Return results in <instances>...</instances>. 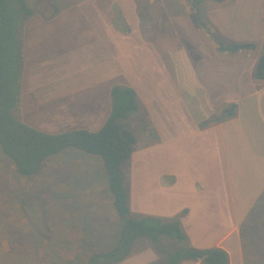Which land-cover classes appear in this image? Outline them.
Returning <instances> with one entry per match:
<instances>
[{
  "label": "rangeland",
  "instance_id": "rangeland-1",
  "mask_svg": "<svg viewBox=\"0 0 264 264\" xmlns=\"http://www.w3.org/2000/svg\"><path fill=\"white\" fill-rule=\"evenodd\" d=\"M26 1L35 13L22 26L23 61L25 57L30 63L44 57L57 60L62 46L73 47L78 40L86 39L77 29L78 20L82 22V30L95 28L94 25L102 29V18L92 3L94 0ZM80 1L87 4H75ZM97 2L112 4L114 55L119 59L123 55V63L131 65L133 62L136 67L143 63L145 72L138 75L139 85H179L178 92L188 103L197 94L195 85L208 86L205 92L210 98L220 99V122L230 118L225 116V111L232 105L228 101L236 98L240 118L220 128V195H231L232 207L240 219L244 217L242 236L246 264H264V80L255 77L258 56L264 52V0H206L200 13L194 10L190 0ZM53 4L58 6L53 7ZM62 8L65 9L59 10ZM55 12L58 13L56 18H44ZM254 15L258 16L257 33L248 26ZM200 19L205 27L201 26ZM141 34L144 41L140 39ZM234 42L253 43L256 48L237 53L219 50L220 43ZM113 68H117L116 60ZM45 71L44 85H58L57 78L62 71L52 66ZM130 76L132 78V73ZM249 85L256 88L247 87ZM48 89L42 93L47 94ZM26 101L21 92L17 114L26 125L32 127L35 122L36 126L52 131L70 125L63 114L72 110L70 107L46 106L44 113L32 115ZM200 117L203 121L204 116ZM134 124H139L135 131L139 137L142 122ZM207 138L199 136L175 146L146 150L143 162L139 163L137 156L124 166L128 188L134 195L139 190L144 191L147 200L155 202L152 194L158 191L150 181L170 169L172 162L179 167V172H184L181 184L195 182L198 177H204L210 184L207 175L215 165L206 168L198 158L202 157V147L213 148L218 139ZM176 147L181 152L173 157ZM64 157L51 158L35 177L19 178L14 165L0 150V264H83L90 255L85 248L87 244L98 252L117 247L119 238L115 234L107 241L109 249L85 238L76 239L94 220L93 215L112 211L113 197L102 163L84 162L82 158L65 161ZM141 180H147L143 186ZM74 231L78 234L74 235ZM64 246L71 249L68 253H74V258L66 256Z\"/></svg>",
  "mask_w": 264,
  "mask_h": 264
},
{
  "label": "crops",
  "instance_id": "crops-1",
  "mask_svg": "<svg viewBox=\"0 0 264 264\" xmlns=\"http://www.w3.org/2000/svg\"><path fill=\"white\" fill-rule=\"evenodd\" d=\"M76 3L77 5L87 4L82 1ZM92 3L98 10V16L102 18L100 23L102 29L94 25L95 28L87 27V30H82L84 27L78 20V31L83 32L79 33L87 38L78 41L76 39L77 42L73 47L62 46L59 55L56 56L57 60L44 57L30 63L25 57L21 92L27 99L26 103L30 105L29 112L32 115H40L45 112L43 108L46 106L67 107L68 109L70 107L72 109L63 112L70 125L60 131L44 130L36 126L35 122H32V127L52 134L71 130L99 131L112 111V89L119 85L131 87L137 92L140 112L132 116L128 122L133 125L132 130L137 132L139 124H134V122L140 123L141 121L142 132L145 131V134L142 132H140L141 135L138 134V142L131 162L137 156L139 163L143 162L142 158L146 157L145 151L153 150L152 147H168L172 144L175 146L184 140L199 136L216 137L218 140L214 146H211L213 148H209L208 145L202 147V157L198 158L206 165V168L210 164L215 165L214 168L209 169L210 172L207 175L210 184L205 181L206 179H203L204 177H198L199 179L195 182L181 184L180 179L184 176V172H179V167L172 162L170 169L164 170L156 180L150 181L153 188L156 187L158 191L152 194V199L156 201L149 202L148 196L143 195L144 191L139 190L137 195H134L132 189H129L130 207L135 217L150 215L172 219L179 216L192 247L196 249L221 248L228 252L230 264H246L242 236L244 217L240 219L235 207H232L231 195L228 197L220 195V128L225 123L240 118L239 103L235 100L236 98H231L228 102L236 105L234 116L220 122V99L214 101L212 97L210 98L208 92H205V90H209L208 86L195 85L197 94L192 96L193 99L191 98L194 102L188 103L178 92L179 85H139L138 75L145 72L143 63L137 64L136 67L133 62L130 63L131 65L127 64L128 62L123 63L125 59L123 55H121V59L114 55L111 2L108 6L106 3L97 2V0ZM203 4L200 6V10H202ZM54 6L58 5L53 4ZM58 13L43 17L51 20L56 18ZM217 14L220 17V12ZM256 15L252 16L248 26L256 29L257 33L258 16ZM134 22L141 26L138 19H135ZM139 28L141 29V27ZM230 30L234 29L230 28ZM156 37L160 39L161 36L156 34ZM144 38V35L141 34V41H144ZM116 39L118 38L116 37ZM65 40L63 39L64 42H69ZM173 41H176L175 37ZM94 43H98L99 46ZM48 60L51 62L47 63ZM114 60L117 61L115 70L113 68ZM51 66L57 68V71H62L61 76L57 78L58 85H44L45 75L48 71L45 69ZM52 71L54 70L52 69ZM65 72H67L66 75H64ZM130 73L133 75L132 78ZM247 87L256 88V85ZM46 89L48 92L44 95L42 91ZM200 115L204 116L203 121L200 120ZM178 152L180 153L181 150L176 147L173 150V157ZM62 155L65 156V161L82 158L84 162L93 160L103 164L102 159L86 153L82 155L75 150L66 151L59 156ZM221 159L223 160V155H221ZM225 178L224 176L223 179ZM226 180L223 182L224 186ZM145 181L147 180H141L140 185L143 186ZM222 190L224 191V188ZM184 211L187 212L181 216ZM93 216L94 220L84 227L76 239L83 240L85 238L90 243H96L104 249H109L107 241L111 234L117 235V239H120V221L115 208L113 206L109 213ZM73 234L76 235L78 232L74 231ZM85 248L90 252H88L90 255L84 260L85 262L82 261L83 264H86L94 254L106 252V250L103 252L93 250L90 244H87ZM64 250L67 251L66 256L69 259L74 258V253L70 254L69 250L71 249L64 246ZM164 262L165 257L156 252L149 240L140 239L134 244L131 255L117 264H164ZM181 264L203 263L201 261H185Z\"/></svg>",
  "mask_w": 264,
  "mask_h": 264
},
{
  "label": "trees",
  "instance_id": "trees-1",
  "mask_svg": "<svg viewBox=\"0 0 264 264\" xmlns=\"http://www.w3.org/2000/svg\"><path fill=\"white\" fill-rule=\"evenodd\" d=\"M190 1L194 10L200 13V6L206 0ZM34 13L26 0H0V150L14 165L16 175L19 178L35 177L51 158L70 150L101 157L113 206L120 221V239L114 250L94 254L86 264L122 262L131 255L134 244L140 239L152 243L156 252L165 257L164 264H181L185 261L230 264V256L224 249L192 247L179 216L166 219L133 215L124 172V166L132 159L138 142L128 122L140 112L139 97L133 88L113 87L111 114L96 132L71 130L52 134L26 125L18 117L24 64L21 31L24 22ZM200 24L205 27L202 19ZM255 48V44L247 42L219 44L221 52L229 53ZM255 77L264 80V52L257 59ZM235 109L236 105H231L226 109L225 116H234Z\"/></svg>",
  "mask_w": 264,
  "mask_h": 264
}]
</instances>
